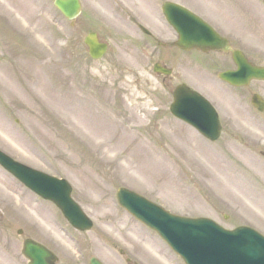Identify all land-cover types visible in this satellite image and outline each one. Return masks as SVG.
Listing matches in <instances>:
<instances>
[{
  "label": "rangeland",
  "instance_id": "374dc122",
  "mask_svg": "<svg viewBox=\"0 0 264 264\" xmlns=\"http://www.w3.org/2000/svg\"><path fill=\"white\" fill-rule=\"evenodd\" d=\"M16 1L12 15L0 6V150L68 180L94 227L73 229L0 167V264H28L26 238L59 264H184L118 205L121 188L177 215L264 234V114L250 104L264 83L243 89L240 108L238 93L210 80L206 56L172 46L177 35L162 14L166 1L180 3L264 65V0H81L74 25L54 0ZM93 31L109 44L101 61L84 44ZM156 63L173 76L156 75ZM182 83L213 99L217 144L171 115Z\"/></svg>",
  "mask_w": 264,
  "mask_h": 264
},
{
  "label": "water",
  "instance_id": "95a60500",
  "mask_svg": "<svg viewBox=\"0 0 264 264\" xmlns=\"http://www.w3.org/2000/svg\"><path fill=\"white\" fill-rule=\"evenodd\" d=\"M55 6L68 20H75L80 15L79 0H56ZM163 10L167 21L180 36V42L176 44L179 48L204 52L229 50L226 42L209 25L184 8L168 3ZM85 43L94 60L101 59L107 52V45L100 43L94 33L85 39ZM233 55L239 72L228 75L226 79L229 82L237 84L235 79H240L241 71L243 86L252 79L264 80V69L251 66L238 53ZM155 71L170 74L159 66ZM193 94L184 86L179 87L171 111L208 139L216 141L219 137L217 118L207 103L194 99ZM254 104L260 111L263 110L259 101L255 100ZM0 164L44 199L53 201L75 228L80 231L91 229V223L72 200L71 188L66 182L16 164L1 152ZM117 198L122 208L155 230L186 264H264V237L251 229L239 228L231 232L209 220L176 217L126 189H121ZM23 253L31 261L30 264H55L56 261L46 248L32 241L25 242ZM90 264L102 263L93 259Z\"/></svg>",
  "mask_w": 264,
  "mask_h": 264
},
{
  "label": "flooded vegetation",
  "instance_id": "af4514ba",
  "mask_svg": "<svg viewBox=\"0 0 264 264\" xmlns=\"http://www.w3.org/2000/svg\"><path fill=\"white\" fill-rule=\"evenodd\" d=\"M230 44H231L232 49L240 51L242 53V55H243V44L241 46H239V47H236L231 42H230ZM212 54H213V57L211 58V60H210L211 62H210L209 65L211 66V68H214V69L217 70V73H216V75H214V78L217 77V76L219 77L220 73L236 70V67H235V65L233 63V59H232V54L231 53H228V54L212 53ZM250 62L253 63V61H251V60H250ZM257 83L262 84L263 82H257ZM226 84H223L224 88H226V89L228 88L231 91H233V89H234V92L239 94V96H240L239 106L241 108V106L243 105V87H238L237 88V87H232L229 84H227V85ZM257 94L263 96L264 95L263 90H260L258 92H253L252 96L257 95Z\"/></svg>",
  "mask_w": 264,
  "mask_h": 264
},
{
  "label": "bare ground",
  "instance_id": "6f19581e",
  "mask_svg": "<svg viewBox=\"0 0 264 264\" xmlns=\"http://www.w3.org/2000/svg\"><path fill=\"white\" fill-rule=\"evenodd\" d=\"M16 2H17L16 0H6L5 2H0V6L4 12L12 15L19 9L16 5ZM7 5L12 7V9L10 10L9 8H7Z\"/></svg>",
  "mask_w": 264,
  "mask_h": 264
}]
</instances>
